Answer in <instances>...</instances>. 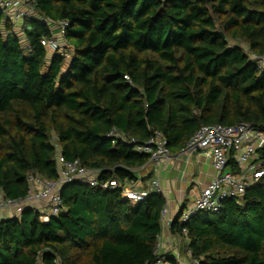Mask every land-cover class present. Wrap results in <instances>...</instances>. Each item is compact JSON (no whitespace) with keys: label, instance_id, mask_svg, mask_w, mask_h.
Wrapping results in <instances>:
<instances>
[{"label":"trees","instance_id":"trees-1","mask_svg":"<svg viewBox=\"0 0 264 264\" xmlns=\"http://www.w3.org/2000/svg\"><path fill=\"white\" fill-rule=\"evenodd\" d=\"M31 2L21 36L0 12V189L25 196L31 169L57 179L58 151L121 188L70 182L48 221L35 208L1 219L0 264H179L156 252L163 195H121L149 155L107 134L142 143L158 130L176 154L202 125L264 127V69L241 46L264 55V0ZM61 20L68 61L40 43ZM221 205L179 222L183 206L170 233L199 264H264L263 186Z\"/></svg>","mask_w":264,"mask_h":264},{"label":"built area","instance_id":"built-area-1","mask_svg":"<svg viewBox=\"0 0 264 264\" xmlns=\"http://www.w3.org/2000/svg\"><path fill=\"white\" fill-rule=\"evenodd\" d=\"M0 12L14 24L19 22L20 27L36 16L31 0H0ZM57 24L61 31L67 25L64 20L58 21ZM18 34L21 35L22 31L19 30ZM40 43L50 54L62 53L61 42L56 37V33L49 38L41 39ZM245 53L258 69H264V55L254 54L248 49ZM107 136L127 141L133 146L135 152L149 155V161L156 164H163L171 157L167 140L158 130H154L142 143L134 139L127 140L124 135L115 130H111ZM263 146L264 127L250 122L200 126L180 153L186 161L193 155L202 154L209 159L214 175L201 188L190 207L186 211L181 210L179 222L188 220L199 211L219 212L223 200L241 198L253 185L261 184L264 188V160L258 154V149ZM231 157L235 163V170H231L229 166ZM56 165L58 177L55 180L41 177L34 169L29 170L26 175L27 192L21 198H8L0 189V220L7 213L11 217H16L25 208H35L40 213V218L48 221L50 217L57 216L62 211L61 189L63 185L70 182H82L101 188H121L117 180H98L99 170L86 169L78 160H66L59 151L56 155ZM151 192H160L158 180L152 181L140 190L124 186L121 195L131 203H137L144 200ZM165 213L164 207L161 212L162 218ZM165 225L170 227V221H167ZM186 253L191 259V253L187 248ZM163 259L164 257H158L154 264H165ZM192 261L193 264H199L198 260Z\"/></svg>","mask_w":264,"mask_h":264},{"label":"crops","instance_id":"crops-1","mask_svg":"<svg viewBox=\"0 0 264 264\" xmlns=\"http://www.w3.org/2000/svg\"><path fill=\"white\" fill-rule=\"evenodd\" d=\"M20 25L18 22L15 27L20 28ZM133 175L135 180L127 183L126 186L136 190L145 188L154 180L159 181L160 192L165 198L166 213L161 219L162 231L158 238L157 253L174 255L181 264L177 248L180 242L186 245V239L172 235L165 224L167 221L171 222L181 208L186 206L188 197L195 199L201 188L212 178L214 170L209 159L197 154L186 161L179 152L171 154L170 159L163 164L148 161L145 165L134 169Z\"/></svg>","mask_w":264,"mask_h":264},{"label":"rangeland","instance_id":"rangeland-1","mask_svg":"<svg viewBox=\"0 0 264 264\" xmlns=\"http://www.w3.org/2000/svg\"><path fill=\"white\" fill-rule=\"evenodd\" d=\"M55 27H57V26H54L53 28H55ZM16 29L18 30L17 32H19V30L21 31V27H20V29L16 27ZM54 31H55L54 33H56V37L58 38L59 42H61V48H62L61 52L66 54V60L68 61L69 60V56L71 54V49L70 48H66V46H65V42H64V39H63V31L58 30L57 28H55ZM241 46L243 47V49L245 51L247 50L246 47L244 46V44H241ZM53 141H55L54 138H53ZM193 201H194V199L192 197H188V200L186 202V206H185V208L183 210L186 211L190 207V205L192 204ZM7 214L4 215V217L2 219L11 217L10 215H7ZM177 249L179 250V258L181 259L180 260L181 264H193V261L189 258V256L186 253V245H185L184 242H180V244H179Z\"/></svg>","mask_w":264,"mask_h":264},{"label":"water","instance_id":"water-1","mask_svg":"<svg viewBox=\"0 0 264 264\" xmlns=\"http://www.w3.org/2000/svg\"><path fill=\"white\" fill-rule=\"evenodd\" d=\"M222 35V34H221Z\"/></svg>","mask_w":264,"mask_h":264}]
</instances>
